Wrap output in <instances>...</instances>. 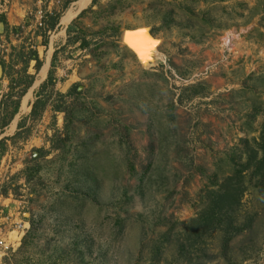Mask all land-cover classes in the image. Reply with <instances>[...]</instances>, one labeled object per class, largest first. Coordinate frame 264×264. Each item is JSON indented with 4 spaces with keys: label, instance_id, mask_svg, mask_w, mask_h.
<instances>
[{
    "label": "rangeland",
    "instance_id": "374dc122",
    "mask_svg": "<svg viewBox=\"0 0 264 264\" xmlns=\"http://www.w3.org/2000/svg\"><path fill=\"white\" fill-rule=\"evenodd\" d=\"M5 1L3 59L12 36L41 64L0 134V235L27 225L0 264H264V0H91L66 25L59 0L43 28L50 0ZM139 27L153 52L121 44Z\"/></svg>",
    "mask_w": 264,
    "mask_h": 264
},
{
    "label": "trees",
    "instance_id": "16d2710c",
    "mask_svg": "<svg viewBox=\"0 0 264 264\" xmlns=\"http://www.w3.org/2000/svg\"><path fill=\"white\" fill-rule=\"evenodd\" d=\"M93 3H95V1H93ZM0 22H2L4 24L5 28L7 27V24H6L3 16H0ZM55 25H56V22H54L50 28L53 29ZM13 31L15 33H18L20 31V29L14 28ZM152 34H153V32H152ZM45 43L46 42H44L43 45H45ZM31 61L35 62L34 69L36 71H38L40 68L41 62L38 58L37 52L29 51V52L25 53L23 47H20L18 49L15 47H11V54L9 55V61L8 62H6L3 59V56H0V66L2 67L4 77L8 81V92H7V94H5V96L3 98L6 99V101L7 100L10 101V103H6V105H5V103L0 104V134H2L3 129L5 127H7L9 125V123L13 120V118L16 116V114L18 112L19 105H20L21 98L25 95L26 91L29 89V87L33 83L34 77L32 75L27 74V68H28V65ZM17 63H21L22 67L20 69L15 68ZM51 67H53V66H51ZM52 83H53V78H52V72L50 70L48 73V77H47L46 81L43 82L40 86V91L43 92L46 89V87L48 85H52ZM72 91L70 90L68 92V95H71ZM75 91H76V89H75ZM12 98H14L15 100H12ZM37 103H38V101L34 102L31 105V111H30L29 115L22 118L21 121L17 124L18 132L13 137H11L10 139L19 135V133H20L21 129L23 128L25 121L27 119L35 118L36 116H38L39 111L37 110ZM10 106L12 107V109L9 111L8 109ZM62 111L63 110L60 107L54 108V112H62ZM262 135H263L262 136V142L259 145L260 150H258V152H261L262 157L253 166L254 167L253 176L257 175L259 168L264 167V132ZM6 139H8V138H3L2 140H0V145ZM245 168L247 169L249 167L248 166L242 167V169H245ZM238 173H241V172H238ZM2 190H3V192L0 194L4 196L5 184L2 186ZM212 218H214V216ZM219 222L222 223L221 221H219ZM229 241H230V238L225 239L224 242H225L226 246H227Z\"/></svg>",
    "mask_w": 264,
    "mask_h": 264
},
{
    "label": "bare ground",
    "instance_id": "6f19581e",
    "mask_svg": "<svg viewBox=\"0 0 264 264\" xmlns=\"http://www.w3.org/2000/svg\"><path fill=\"white\" fill-rule=\"evenodd\" d=\"M91 0H79L75 4H73L72 8H70L66 14L62 17L61 23L63 25H66L71 19H73L78 12L83 10ZM146 30L138 31L134 34H126L125 36V43L131 46L135 51L137 52H144V53H150L153 52L154 49V43L150 42V40L146 36ZM47 59V58H46ZM145 59V58H144ZM147 60V59H146ZM144 61V60H142ZM48 62V59L46 63ZM44 64L41 71L39 72V79L36 80V83H39L42 81L46 75V68L47 64Z\"/></svg>",
    "mask_w": 264,
    "mask_h": 264
},
{
    "label": "built area",
    "instance_id": "2783aa9c",
    "mask_svg": "<svg viewBox=\"0 0 264 264\" xmlns=\"http://www.w3.org/2000/svg\"><path fill=\"white\" fill-rule=\"evenodd\" d=\"M53 3H59V0H50L47 8L45 10L42 9H37V11L35 12L34 16H35V22H34V26L35 28H43L44 27V23H45V18L46 15L48 13L51 14L52 8L51 6L53 5ZM27 230V225L23 222H19V224H16V226L14 227L13 231H11V235L12 234H16L15 235V240L11 241L10 239V235L9 237L7 236V239L2 237V235H0V258L6 256L8 253L13 252V250L15 249L14 247L18 245V243L21 240L22 235L24 234V232Z\"/></svg>",
    "mask_w": 264,
    "mask_h": 264
},
{
    "label": "crops",
    "instance_id": "0c3cea01",
    "mask_svg": "<svg viewBox=\"0 0 264 264\" xmlns=\"http://www.w3.org/2000/svg\"><path fill=\"white\" fill-rule=\"evenodd\" d=\"M6 1L4 0V3H5ZM30 6H29V4H24V8H22L21 9V11L24 13L25 12V10L26 9H28ZM39 9V8H38ZM4 19H5V22H6V24H7V27L5 28L4 27V29L6 30H4L5 32H3V34H4V37L6 36V33H8L9 35L11 34V30L12 29H14V28H23V26H22V24H24L25 22H24V16H19V15H16V14H14L13 16H12V18H10V13L8 12V13H6V14H4ZM29 27V26H28ZM28 30H29V28H28ZM2 38V36L0 35V39ZM36 41H37V39H38V37H35L34 38ZM10 43L14 46V47H18V48H20L21 46H19L20 44V42L19 41H17V40H15V39H13L12 38V36H10ZM15 43H16V45H15ZM37 44V43H36ZM17 48V49H18ZM37 48V47H36ZM0 56H2V47L0 46ZM1 80H5L7 83H8V81H7V79L4 77V74L2 75V78L0 79V81ZM7 87H8V85H7Z\"/></svg>",
    "mask_w": 264,
    "mask_h": 264
},
{
    "label": "water",
    "instance_id": "95a60500",
    "mask_svg": "<svg viewBox=\"0 0 264 264\" xmlns=\"http://www.w3.org/2000/svg\"><path fill=\"white\" fill-rule=\"evenodd\" d=\"M146 29V27H139V28H134V29H128V30H124L122 32V35H121V38H120V42L121 44L123 45V42L125 40V36L126 34H134L138 31H144ZM147 31L145 32L146 33V36L147 38L150 40V42H152L154 40V38H156L152 32L150 31V29H146ZM4 32V24L2 22H0V35H2ZM125 48L128 49L127 45H123ZM130 51V49H128ZM136 60L138 61V59L136 58ZM139 62V61H138ZM2 75H3V70H2V67L0 66V79L2 78Z\"/></svg>",
    "mask_w": 264,
    "mask_h": 264
}]
</instances>
